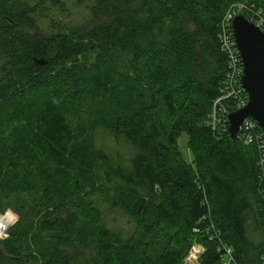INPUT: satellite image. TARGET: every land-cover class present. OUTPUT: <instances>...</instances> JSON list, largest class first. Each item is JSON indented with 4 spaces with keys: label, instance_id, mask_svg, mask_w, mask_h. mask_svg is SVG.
Here are the masks:
<instances>
[{
    "label": "trees",
    "instance_id": "trees-1",
    "mask_svg": "<svg viewBox=\"0 0 264 264\" xmlns=\"http://www.w3.org/2000/svg\"><path fill=\"white\" fill-rule=\"evenodd\" d=\"M241 1L264 10L74 0L89 16L70 24L67 0H0V211L20 215L0 264H188L196 243L199 264H221V242L236 264L262 262L256 147L208 125L227 72L221 22ZM100 133L131 158L102 149ZM98 203L132 234L106 225Z\"/></svg>",
    "mask_w": 264,
    "mask_h": 264
},
{
    "label": "built area",
    "instance_id": "built-area-1",
    "mask_svg": "<svg viewBox=\"0 0 264 264\" xmlns=\"http://www.w3.org/2000/svg\"><path fill=\"white\" fill-rule=\"evenodd\" d=\"M238 14L245 15L249 21L253 22L264 32V10L257 8L255 4L248 1L234 3L223 16L220 42L222 50L227 56V72L222 93L214 100L212 112L208 119V125L216 132L220 131L221 128H225L226 123L229 124V113L245 107L249 102V96L241 84L244 65L232 29V22ZM238 137L245 144H252L256 147L260 189L264 192V131L255 119L247 117L240 127ZM4 217H10L11 219L10 223L4 225L0 230L4 231L6 229V232L11 223H13V216L8 213L0 217V220ZM3 231L0 235H6ZM215 231V235L220 236V231L218 229H215ZM222 249L224 253L221 264H236L232 249L226 245H223ZM260 264H264V256Z\"/></svg>",
    "mask_w": 264,
    "mask_h": 264
},
{
    "label": "water",
    "instance_id": "water-1",
    "mask_svg": "<svg viewBox=\"0 0 264 264\" xmlns=\"http://www.w3.org/2000/svg\"><path fill=\"white\" fill-rule=\"evenodd\" d=\"M232 29L244 65L241 84L249 96L245 107L228 114L229 132L236 139L247 117L264 131V32L243 14L234 18Z\"/></svg>",
    "mask_w": 264,
    "mask_h": 264
},
{
    "label": "rangeland",
    "instance_id": "rangeland-1",
    "mask_svg": "<svg viewBox=\"0 0 264 264\" xmlns=\"http://www.w3.org/2000/svg\"><path fill=\"white\" fill-rule=\"evenodd\" d=\"M73 1L74 0H67V4L69 6V12L66 13L65 15L67 22H69L70 24H75L83 20L86 21V18L89 16V14L87 13L85 15V18H83V12L82 11L80 12V8L77 5H75ZM85 9H86L85 7L82 8V10L86 11ZM97 140L100 147L109 154H111L112 156L118 154L122 159L125 160L131 158L130 156L131 149L129 145H127L125 142L116 141L113 136L108 135L106 133H100L97 136ZM187 141H188V136L186 133H183L178 138V145L181 148V150L184 152V154H189V151L187 149ZM27 200L30 203L32 201V196H28ZM7 201H9V199H7ZM98 205L103 213V221L105 222L106 225H108L110 228L114 230L123 233L125 236H129L132 234L133 225L131 224V222L127 217L122 216L120 214L119 210H111L107 205L102 203H98ZM8 213L13 216V223H11L10 225L11 227L19 220L20 215L17 210L13 209V207L9 205L4 211H0V217H3L5 214L7 215ZM9 228L7 229L6 232H5L6 229L4 231L2 230L3 232L6 233V235H0V239H4L8 237ZM2 231H0V234H2ZM223 245L225 244L221 242V247H223ZM204 251H205V247L200 243H196L193 246L189 256L187 257L186 262L188 264H199Z\"/></svg>",
    "mask_w": 264,
    "mask_h": 264
},
{
    "label": "bare ground",
    "instance_id": "bare-ground-1",
    "mask_svg": "<svg viewBox=\"0 0 264 264\" xmlns=\"http://www.w3.org/2000/svg\"><path fill=\"white\" fill-rule=\"evenodd\" d=\"M10 217H4L1 221H0V230L3 228L4 225H7L10 223L11 219Z\"/></svg>",
    "mask_w": 264,
    "mask_h": 264
}]
</instances>
